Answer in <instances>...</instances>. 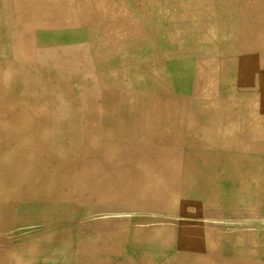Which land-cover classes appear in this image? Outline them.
I'll list each match as a JSON object with an SVG mask.
<instances>
[{
	"label": "bare ground",
	"instance_id": "6f19581e",
	"mask_svg": "<svg viewBox=\"0 0 264 264\" xmlns=\"http://www.w3.org/2000/svg\"><path fill=\"white\" fill-rule=\"evenodd\" d=\"M254 4L0 0V264H112L110 254L139 248L111 240L145 236L179 210L183 227L150 234L201 241L208 255L225 250L217 242H240L238 263L264 264V202L184 192L189 176L191 188L212 185L202 176L225 177L221 164L190 165L197 150L239 155L234 181L264 197V162H247L264 161V9ZM20 198L43 205V231L23 233L12 222L6 209ZM130 205L145 213L126 215Z\"/></svg>",
	"mask_w": 264,
	"mask_h": 264
},
{
	"label": "rangeland",
	"instance_id": "374dc122",
	"mask_svg": "<svg viewBox=\"0 0 264 264\" xmlns=\"http://www.w3.org/2000/svg\"><path fill=\"white\" fill-rule=\"evenodd\" d=\"M255 2V6L257 8L264 9V0H253ZM258 21V22H255ZM260 19H254V23L250 26L251 32L255 33L259 29H261V25L259 23ZM252 33V34H253ZM253 44V43H252ZM78 48V46H74ZM81 50V47L79 48ZM80 53L75 51L73 56H71V60L75 62H81L80 60ZM229 65V63H225L226 65ZM60 99V98H59ZM27 100V98H26ZM23 103V99L21 96H17L15 98L14 104H20ZM8 107L3 108V111L8 110ZM19 108V107H18ZM197 111L191 110L187 111V113L184 115H187V117L190 119L194 118L193 115H195ZM19 115V114H18ZM2 122H6V118H3L1 116L0 119ZM188 120V121H189ZM106 153V151L104 152ZM106 156V155H105ZM103 156V157H105ZM239 155H202L198 154L197 150H191L188 154L189 158V164L194 165L195 161H201V163H210V164H218L223 165V173L225 174V177L220 178H206V176H202V180L205 183L212 184L209 187H200V188H191L188 186V182L191 180L190 176L187 177L188 179L185 180V186L184 189L185 195L187 197H192L194 199H203V200H217V199H223L235 203H242V202H264V197L259 194H245L244 190L241 188L239 184H236V182L233 179L234 174H237L236 169L234 170L230 164H233L236 162L239 157ZM248 164L249 165H255V164H261L264 161L261 160V158H257L255 156H249L247 157ZM155 159V160H154ZM153 164L158 165H164L168 160L163 158L164 160H160L159 157H154ZM201 159V160H199ZM264 160V159H263ZM115 165L123 163V161H112ZM127 163V162H126ZM130 164H133V162H129ZM139 161L136 162V164L139 165ZM151 163V162H150ZM197 163V162H196ZM200 163V162H199ZM194 172L195 169H189V171ZM197 171V170H195ZM209 171V168H208ZM201 172V170H199ZM204 172V171H203ZM205 173V172H204ZM16 178L14 176L10 177V180H15ZM188 184V185H187ZM188 186V187H187ZM9 194L6 193L4 195L5 198L3 200H6V197L8 198ZM10 209L7 208L6 212L12 215V222L13 223H29L34 222L36 219L43 217L45 214L44 211L37 206H31L28 204L27 201H22L21 199L15 200V205L11 206ZM129 211H123L126 212L125 214H131L132 212H139L145 213L144 210H142L141 207H134L132 205L129 206ZM116 211V210H114ZM121 211V210H120ZM172 211V210H169ZM122 212V213H123ZM182 212L179 210V214H177V218H174V220H169L170 223L165 222H157V224L149 225L146 228V231L153 233V230L162 232L163 230L166 231L169 229V232H172L173 229L184 226V223L182 220ZM231 218V217H227ZM178 219V220H176ZM122 224V223H121ZM239 224H236V227ZM123 225H120L118 227H122ZM240 226V225H239ZM238 226V227H239ZM117 228V227H116ZM19 229V228H18ZM22 230V229H20ZM91 230V229H89ZM150 233H148L145 236H131L129 239H113L109 243L115 246H121L126 244L127 246H131L139 248V250H136L134 252L129 253H118V254H110L109 259L111 260L112 264H117L118 262H122L125 264H194L193 262L197 264H240L238 263L241 259L244 258L245 254L242 250V246L240 242H217L216 246L223 247L225 245V250H221L218 254L208 255L206 253H203V242L197 241V242H191L189 238H177L176 236H153ZM164 233V232H163ZM160 234V233H159ZM34 242H41V241H47L42 236H34L33 237ZM51 240V239H50ZM91 240V239H90ZM49 241V240H48ZM87 241V240H85ZM96 243H99V241L94 240ZM70 240H66L63 244H70ZM188 244V245H187ZM201 245V246H200ZM191 248V249H190ZM187 249V250H183ZM197 251V252H196ZM72 253V252H71ZM61 254V253H60ZM80 253H77L76 256H79ZM195 256V257H194ZM191 260V261H190ZM205 260V261H204ZM211 260V261H210ZM198 261V262H196ZM212 262V263H211ZM53 264V262L48 263L46 260H40V262L36 264ZM62 264H68V263H62ZM121 264V263H119Z\"/></svg>",
	"mask_w": 264,
	"mask_h": 264
},
{
	"label": "crops",
	"instance_id": "0c3cea01",
	"mask_svg": "<svg viewBox=\"0 0 264 264\" xmlns=\"http://www.w3.org/2000/svg\"><path fill=\"white\" fill-rule=\"evenodd\" d=\"M46 55L48 56L49 54H46ZM46 55H45V56H46ZM83 64H84V63H78V66H82ZM217 64H218V63H207V66L212 67V66L217 65ZM91 65H93V63H91ZM189 110H192V108L189 109ZM213 111H216V109H213ZM20 127H21V126L19 125V129H21ZM189 130H190V131H194V132H196V133H195V137H194L196 140H197V139L202 140L203 136L199 134V131H200V130H198L196 127H193V128H191V129H189ZM189 130H187V131H189ZM20 199L23 201L22 198H20ZM24 201H27L28 204H29V201H28V200H25V199H24ZM29 205H30V204H29ZM31 206H37L38 208H40V209H42L43 211H45V210L43 209V205L40 204L37 200H35ZM44 213H45V212H44ZM45 217H46V216H45V214H44L43 217H40V218L36 219L34 222H29V223H18V222H16L15 226H17V227L19 228V231H22L23 233H25V232H33L32 234H35V233L38 232V231L41 232V231L44 230V225H45V223H46V218H45ZM37 224H39V225H37ZM32 225H33V226H32ZM31 226H32V227H31ZM22 227H23V228H22ZM68 228H69V225H66V226H64V227H57V228H55V229H60V230H62V229H68ZM20 229H22V230H20ZM55 229H50V231L54 233ZM66 240H67V239H64V238H62V237L60 236L59 239H57V240L41 241V242H39V243H40V244H43V245H54L55 247H58L59 245H62V242L64 243ZM82 243H83V242H82ZM84 243H85V241H84ZM53 255H54V252H51V253H50V256H49V255H47V256H49L50 259H51V258H54V257H52ZM45 257H46V256H45ZM43 259H45V258H43Z\"/></svg>",
	"mask_w": 264,
	"mask_h": 264
}]
</instances>
